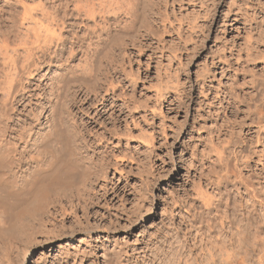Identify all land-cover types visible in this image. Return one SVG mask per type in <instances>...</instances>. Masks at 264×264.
Segmentation results:
<instances>
[{
    "label": "rangeland",
    "instance_id": "obj_1",
    "mask_svg": "<svg viewBox=\"0 0 264 264\" xmlns=\"http://www.w3.org/2000/svg\"><path fill=\"white\" fill-rule=\"evenodd\" d=\"M145 3L137 39L119 35L98 61L88 42L73 44L84 29L68 25L72 0H0L1 74L26 39L45 60L24 77L35 85L98 61L96 84L71 83L64 112L67 152L86 153L90 168L69 185H43L52 200L86 186L88 206L64 197L66 214H41L42 198L24 196L0 218V264H228L234 254L237 264H264V0ZM48 25L63 40L46 49L35 33ZM25 101L2 121L42 131L47 101Z\"/></svg>",
    "mask_w": 264,
    "mask_h": 264
},
{
    "label": "bare ground",
    "instance_id": "obj_2",
    "mask_svg": "<svg viewBox=\"0 0 264 264\" xmlns=\"http://www.w3.org/2000/svg\"><path fill=\"white\" fill-rule=\"evenodd\" d=\"M71 5H72L71 10L73 11L71 13V19H73V22L69 23L68 25L72 27L75 25L76 27L78 26V28L80 29H84L83 32L84 35L77 34L75 37H73L75 39V42H73V44L74 43L78 44L79 42L82 43L85 41L88 42L87 43L88 46H86V48L89 51V53H92V57L95 56V59L97 60L98 58L102 57L101 55L99 57V55L97 54L104 52L103 50H106L103 49L104 48L103 46L107 42L114 40V38L116 37L118 38L119 35L121 36L124 35L120 38H125V36L126 37L133 36L134 38L138 37L139 35L138 30H140L139 27L142 25V21H143L142 15L143 17H146L145 16L146 13L143 14L145 12V10H143L144 9L143 5H146V3L143 4V0H72ZM27 9L28 7L25 10L29 13ZM122 14L127 16V19L125 21L123 19L122 22H118V23L115 22L118 18L121 17L120 15ZM31 15H30V19L34 17V16L32 17ZM67 16H70L69 13H67ZM55 18L56 17H54L53 20ZM113 18L116 19L114 22H112ZM113 24L115 30L111 29ZM58 28L59 27L57 26V29ZM50 29L48 25L45 30L46 33H44L45 36L43 35L44 37H41L42 35L40 36L38 33H35V39L39 40L40 37L41 40L39 41H41L42 43L44 42L46 49L47 46H49L48 42L52 37H53L52 39H54V36L61 38L60 36L61 28H59L58 35L55 33V31L54 32L52 31L53 28L51 29V32ZM53 30H55V27ZM95 36L99 37L100 40L99 43H94L93 41L94 39L92 40V38H94ZM27 38H30V36H28ZM60 40L62 41L63 39L61 38ZM117 40L118 39H116V41ZM124 41H128V40H124ZM24 42L30 43V41L29 40L27 41V39L26 41L24 40ZM22 43L23 42H21L22 45L21 47L23 48L25 44L23 45ZM28 44L26 43V49L28 50H24L26 53L22 52L23 54L21 53V51L18 52L15 49L10 50L11 47H9V50L13 52L12 54H9L7 50L8 47L4 45V47H6L5 52L9 54L7 58H4L5 60L8 59L7 62L10 68L9 69L10 71L7 68L6 70H8L10 73H8L5 69L2 71L4 74L3 73L1 74L0 72L1 74L0 77L2 75H5L3 76V78H0V96L2 97L0 98L2 99L0 100L1 101L0 102V108H1L0 111V218L1 217L4 218L5 216L8 217L11 212L13 214L14 203L19 202V200L25 198L24 196L27 195H35V196L37 195L39 199L42 198L40 200L41 201L40 204L38 205V206H42L41 214H49L50 212H54V211H61L64 214H66V207L65 205H62L64 201H66L64 197H66L69 201H71L70 198L72 197L78 199L76 206L77 205L88 206L86 204L85 199H83L84 196L87 195L86 193L88 189L85 188L86 186L85 187L83 186L84 188L82 189L76 187V189L72 192L70 191V193L68 191L61 190V193L58 192L59 194L58 193L55 194L54 196L55 198L52 200L47 198L46 195L47 193L46 191L44 192L45 189H43V185L47 182L49 183V181L51 182V184L54 183L60 186L69 185L70 182H72L71 180L74 177L75 171L80 169V167L87 169L90 168L89 166L83 164L85 161L91 159L88 155H85L86 153L80 155H78L79 154L78 153L74 155L71 154V152L70 153L67 152V150L68 151L70 150L69 144L71 141L68 142L69 139H67L66 141V137H65L66 117L68 116L65 117L66 113L64 115V112L66 111L65 99L69 92L70 84L73 82H78L79 80L80 81L82 80V83L84 82L89 83L90 80L94 82L97 77L96 76L97 73L95 70L96 68L95 61L97 60L94 61L95 63L94 62L91 63L93 64V66L90 64L89 68H87L88 69L87 71L85 68H84L85 70L83 69L84 71H86V74L82 73L83 74L82 76L78 75L75 71L68 69H65L64 71L56 75L54 78H51L48 75L49 73H44L40 75V77L42 78L41 79L42 82L35 85L33 83L25 81L24 77L25 75L27 76V74H29L32 77L35 71L39 69L38 68L39 64H41L42 62L45 63V60L43 61L44 58L41 59V57L39 56V54L42 53L40 52V50L38 51V53L40 52L39 54L36 53L37 47H33L35 44L33 45L30 44L32 46L30 48H28L29 46L27 47ZM61 44L64 45V42H62ZM8 45L9 43L7 44V46ZM15 46H17V44ZM40 46L39 49L41 48ZM44 56L46 55L44 54ZM5 71L7 72L6 74ZM93 78H95V80ZM49 81L51 82L49 83ZM80 81L78 83H80ZM89 85H91V83H89ZM112 85L110 86L111 88L106 87L107 91L105 92L107 94L110 95L112 94L113 96H115L116 89H114L115 87H113ZM85 86L87 87V85H84V87ZM36 89L39 90L38 93H36ZM26 94L28 95L25 96ZM34 94L35 96L39 95L41 99L47 101V103L49 104L46 105L47 103L45 102L46 103L45 104L43 102L42 105L43 107L41 106L44 112L43 116H45L44 114L47 113L45 118L46 122L44 124L43 122L39 124L40 126L39 129H43V130L32 131V127L29 130H26L25 127L23 126L22 127L20 126V128L19 126L17 128H13L12 126L7 125L8 122L6 121H12V113L16 111L17 108L16 105L19 103H24L26 99L32 97ZM107 97L103 99L101 98L103 102H101L100 105H102L103 109H106L107 106H109ZM93 104L94 101H92L90 105ZM96 111H97V115L102 113V109L97 110V106H96ZM2 117L6 120L4 121L5 123L2 121ZM40 118L41 116L39 117V119ZM114 133H116V135L117 134L120 135L119 132H114ZM258 136L259 134L257 135V138H259ZM22 143H25L23 148L21 147ZM51 147L53 148V150H55L52 153L48 154L46 153V151H44L47 148H51ZM73 150L75 149L73 148ZM252 150H256V148ZM43 198L44 199L47 198V200H44ZM15 210L18 212L17 209ZM14 213L17 214L15 211ZM11 217H13V215ZM244 244L249 245L248 243H244ZM227 262L228 264H237V259L235 258V254L231 256Z\"/></svg>",
    "mask_w": 264,
    "mask_h": 264
}]
</instances>
